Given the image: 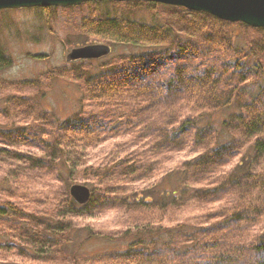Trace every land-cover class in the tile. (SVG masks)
Wrapping results in <instances>:
<instances>
[{
	"label": "trees",
	"instance_id": "trees-1",
	"mask_svg": "<svg viewBox=\"0 0 264 264\" xmlns=\"http://www.w3.org/2000/svg\"><path fill=\"white\" fill-rule=\"evenodd\" d=\"M87 4L171 14L145 23L97 9L83 20V34L141 49L97 76L65 72L91 116L58 120L37 100L25 113L12 103L17 113L3 114L0 162L9 160L6 149L40 153H10L9 197L26 213L0 207L17 243L8 247L42 264H264V28L155 3ZM11 61L0 46V71ZM77 64L82 73L92 67ZM118 138L125 140L88 162L90 151ZM80 181L91 192L83 206L68 191ZM109 214L116 220L106 232L79 225ZM78 233L115 248L67 258Z\"/></svg>",
	"mask_w": 264,
	"mask_h": 264
},
{
	"label": "rangeland",
	"instance_id": "rangeland-1",
	"mask_svg": "<svg viewBox=\"0 0 264 264\" xmlns=\"http://www.w3.org/2000/svg\"><path fill=\"white\" fill-rule=\"evenodd\" d=\"M126 7L123 4H100L96 7L92 4H83L78 7L53 8L47 11L42 8L0 11V46L12 60L9 68L0 71V121H4V115L10 118L17 113V110L12 108V103L23 104L21 114L25 113L29 100L39 101L40 105L51 111L58 120L73 119L74 117L83 119L91 116L90 114H93L94 111L87 102H83L81 99L79 87L64 77L66 76L65 72L70 74L73 70L74 77L80 75L84 77V74L87 77L97 76L113 68L115 64H121L118 59L122 56L134 55L141 49L113 46L85 35L79 27L83 20L97 9L102 13L131 16L133 19L145 23L152 22L155 15L164 18L171 14L168 9L161 6L157 8L143 5ZM232 32L235 45L242 48L244 46L242 33L238 28H234ZM94 44L108 45L111 47V53L109 56L90 61L92 63L90 71L82 73V68L77 64L80 61L66 62V55L72 49ZM35 86L37 88L33 91ZM19 125L24 126L25 123L21 122ZM122 140L125 139L118 138L96 147L88 154V162L95 163L98 159L105 157L113 149V146L121 144ZM0 150L3 151L1 144ZM6 150H9L7 152L9 160L3 164L0 162V207H6V202L14 206L18 204L21 205L19 209L22 208L21 211L26 213L25 206L17 199L9 197L10 186L7 185L6 180L10 181L8 172H13L12 170L16 166V163L10 158V153L20 152L28 155L40 153L33 149H27V147ZM178 157L189 156L182 154ZM2 159L3 156L0 157V160ZM75 184L89 187L82 181ZM142 187L144 186L138 185L136 188L139 190ZM12 188L15 187L12 186ZM22 188L30 199L32 190ZM13 191L15 194H20L22 190L18 188ZM115 220L116 217L109 214L96 220L83 221L79 225L88 224L94 230L100 229L106 232L113 228ZM13 244H17L16 240L5 225V218H0V264H42L29 262L28 259L19 256L16 249L8 247ZM114 248L113 244L101 240L85 241V235L78 233L68 246L66 256L67 258L73 255L86 256L108 252ZM48 264L70 263L56 260L54 263Z\"/></svg>",
	"mask_w": 264,
	"mask_h": 264
},
{
	"label": "water",
	"instance_id": "water-1",
	"mask_svg": "<svg viewBox=\"0 0 264 264\" xmlns=\"http://www.w3.org/2000/svg\"><path fill=\"white\" fill-rule=\"evenodd\" d=\"M155 3L169 7L184 8L188 11L206 13L221 21L241 23L250 28H264V0H0V11L33 8L78 7L92 2H132ZM111 48L104 44L85 45L72 49L66 55V62L92 61L109 56ZM69 196L79 206L90 199L87 186L73 184Z\"/></svg>",
	"mask_w": 264,
	"mask_h": 264
}]
</instances>
